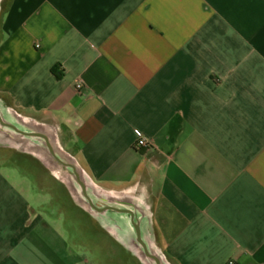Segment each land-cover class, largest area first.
<instances>
[{
  "label": "crops",
  "instance_id": "1",
  "mask_svg": "<svg viewBox=\"0 0 264 264\" xmlns=\"http://www.w3.org/2000/svg\"><path fill=\"white\" fill-rule=\"evenodd\" d=\"M0 103L166 264H264V0H1ZM6 164L0 264H139L108 211Z\"/></svg>",
  "mask_w": 264,
  "mask_h": 264
},
{
  "label": "rangeland",
  "instance_id": "2",
  "mask_svg": "<svg viewBox=\"0 0 264 264\" xmlns=\"http://www.w3.org/2000/svg\"><path fill=\"white\" fill-rule=\"evenodd\" d=\"M0 115L6 123L16 126L21 131L27 133L40 131L39 126H34L30 124V122L24 123L15 115L8 114L1 103ZM50 143L60 158L63 159L66 157L64 152L60 149L58 139L54 135H50ZM0 163H7L6 165L9 169L6 170V172L13 179L26 181L28 186L25 187V189H29V187L32 189L34 185L39 183L44 184L43 189L51 187L55 188L54 181L58 180L65 185L64 189H66V193L70 195L73 194L79 204L84 206V208L93 211L87 204L84 191L77 183L75 177L69 172L62 170L61 167L57 165L44 139L20 135L14 130L2 126L0 123ZM33 192L34 191L32 190L31 193ZM86 194L90 196L94 205L98 208L113 206L124 209V207L114 203L115 201L108 195L99 193L90 187L86 191ZM94 213L97 212L95 211ZM105 217L107 218L109 225L122 227L121 235L119 236H121L122 242L130 253L138 258L139 264H156L155 261L146 256L145 249L139 241L135 227V223L138 224V219H135L133 222L130 215L113 211H108ZM140 236L142 242L148 248V251L157 255L154 249L150 246V235L148 232L144 231V233H142L141 231ZM116 253L117 255L121 253L123 260H126V258L130 259V256L125 250H121L120 252L117 250ZM112 255L114 254L112 253ZM161 262L162 264H166L163 259Z\"/></svg>",
  "mask_w": 264,
  "mask_h": 264
},
{
  "label": "water",
  "instance_id": "3",
  "mask_svg": "<svg viewBox=\"0 0 264 264\" xmlns=\"http://www.w3.org/2000/svg\"><path fill=\"white\" fill-rule=\"evenodd\" d=\"M0 123H1L2 126L9 127V128L13 129L15 132H17L20 135H23V136H26V137H38V138L44 139L46 141L47 147L49 148L50 153L53 156V158H54L55 162L57 163V165L60 166L62 170L69 172L71 175H73L75 177L77 183L81 186V188L84 191V196H85V198L87 200V204L91 207V209L93 211H96L98 213H104V212L109 211V210H115L116 211V209H114L112 207H107V208L100 209V208L96 207L93 204V202L89 199L88 195L86 194V187H85V185H84V183L82 181V177H81L77 167L73 163H70L68 161H64L62 158H60L58 156V154L55 152L54 148L52 147V145L50 143L49 137L46 134L40 133V132L27 133V132L21 131L16 126H14L12 124L5 123L2 120L1 115H0ZM128 213L132 214V212H130V211H128ZM135 227H136V230H137L139 241H140V243L143 245V247L145 249L146 256L148 258L152 259L153 261H155L156 264H162L161 259L157 255L150 253L148 251V248L146 247V245L142 242V239H141V236H140V229H139L138 224H135Z\"/></svg>",
  "mask_w": 264,
  "mask_h": 264
},
{
  "label": "built area",
  "instance_id": "4",
  "mask_svg": "<svg viewBox=\"0 0 264 264\" xmlns=\"http://www.w3.org/2000/svg\"><path fill=\"white\" fill-rule=\"evenodd\" d=\"M78 90H80L82 88V83H79L77 85ZM138 141L136 144V147L138 149H146V150H150L153 148V142L151 140H149L140 130H136L135 131ZM228 264H235L233 261H230Z\"/></svg>",
  "mask_w": 264,
  "mask_h": 264
},
{
  "label": "flooded vegetation",
  "instance_id": "5",
  "mask_svg": "<svg viewBox=\"0 0 264 264\" xmlns=\"http://www.w3.org/2000/svg\"><path fill=\"white\" fill-rule=\"evenodd\" d=\"M3 120V119H2ZM4 121V120H3ZM6 123V122H5ZM9 124V123H8ZM8 129H11V128H9V127H7ZM11 130H13V129H11Z\"/></svg>",
  "mask_w": 264,
  "mask_h": 264
}]
</instances>
